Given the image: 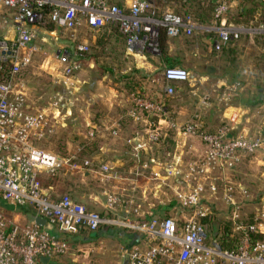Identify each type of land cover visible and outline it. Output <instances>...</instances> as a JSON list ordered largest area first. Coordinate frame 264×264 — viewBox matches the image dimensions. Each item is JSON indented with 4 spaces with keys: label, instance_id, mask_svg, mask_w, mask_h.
I'll list each match as a JSON object with an SVG mask.
<instances>
[{
    "label": "built area",
    "instance_id": "obj_1",
    "mask_svg": "<svg viewBox=\"0 0 264 264\" xmlns=\"http://www.w3.org/2000/svg\"><path fill=\"white\" fill-rule=\"evenodd\" d=\"M243 1L217 0L213 18L203 22L162 10L154 0H131L125 6L114 0H0V61H7L10 67L9 77L0 81V200L15 207L30 205L37 216L46 219L44 226L36 218L28 224L17 223L0 206V264H42L44 257L54 260L70 250L66 233L110 226L140 235L125 251L128 264H264V239L251 240L253 233L264 235V208L256 207L254 220L244 222L243 210L250 193L228 175L243 157L264 151V131L230 136L231 126L223 125L209 132L202 129L195 115L178 127L184 135L198 137L205 150L187 165L175 163L167 168L163 183L173 191V211L155 214L139 209L135 188L114 185L103 192L107 212L102 213L88 209L68 194L53 196L51 189L43 187L42 177L67 168L71 174L75 171L84 176L91 171L101 180H112L120 178L117 169L110 160L79 153L61 156L39 147L36 143L54 134L59 119L68 113V101L61 106L63 97L55 96L49 107L30 111L25 86L17 81L18 75L45 53L51 39L58 44L56 39H62L59 33H63L69 44H58L54 53L55 69L59 70L55 80L65 86L66 96L75 92L77 72L90 49L87 33L98 32L108 24L119 26L126 36L127 54L135 59L161 55L163 33L179 37L203 32L212 36V47L217 51L242 35L264 36V21L258 25L229 22V13ZM46 7L52 8L48 21ZM48 24L56 28L49 29ZM190 78V71L183 67L165 66L160 77L165 99L175 96L174 83ZM240 88L238 84L225 86V103ZM211 95L204 94L203 101H209ZM132 102L134 119L167 113L164 100L133 93ZM111 133L117 135L115 129ZM96 134L95 125L90 126L87 136L93 139ZM161 137L159 128L150 127L144 134L128 138L130 159L148 168L143 153ZM82 149L80 146L78 151ZM220 192L223 202L230 206L235 229L243 233L236 251L223 249L209 237L203 222L214 216L209 200Z\"/></svg>",
    "mask_w": 264,
    "mask_h": 264
},
{
    "label": "crops",
    "instance_id": "obj_2",
    "mask_svg": "<svg viewBox=\"0 0 264 264\" xmlns=\"http://www.w3.org/2000/svg\"><path fill=\"white\" fill-rule=\"evenodd\" d=\"M126 1L128 0H123L122 3ZM235 9H237V6L233 7V10ZM96 38L97 36L91 39V41L93 40L92 43L96 41ZM167 51L169 62L173 61L175 56H178L179 64L191 73L190 81L174 83L176 95L170 99H165L163 83L160 79L162 70L168 64V61L162 55H148L147 59L134 58L135 63L132 64V69L140 70L145 76L142 79L144 95L157 100H164L167 105L166 114H145L140 119H134L131 115L133 93L124 94L123 92L121 96H118V100L111 97L110 100L102 99V102L113 103L117 100L121 104L125 103L127 104L125 113L119 114L114 111L115 113L110 117L109 114L102 112L104 108L96 109L92 114L88 112V109L86 110L85 107H82L81 112L85 116V123L83 128L77 131V135L82 138L78 143L81 140L85 141L81 146L83 149L88 147V145L94 144L96 145L95 148L99 149L97 153H88L89 156L96 160L108 161L109 159L105 157L106 151L113 150L116 153H114L110 161L117 169L118 177L120 178L109 181L115 183L114 185H127L135 188L137 203L140 204L138 205L139 209L151 210L155 214L171 213L174 208L173 191L163 183L167 168L175 163L187 165L191 161L200 158L205 150V145L198 137L184 135L178 125H182L197 115L199 117L196 121L199 122L202 129L207 131H217L223 125L231 126L230 136L239 134L254 135L264 131V98L258 97L259 92H264V78L258 79L259 82L262 81L260 88L254 83V79L247 81L243 84V88L241 87L238 90L237 95L231 98L228 103H225L222 91L225 86L233 85V81L228 76L224 77V75L220 74L219 55L213 54L211 35L203 32H194L192 35L168 37ZM34 64L26 70L44 69L47 71V68H49V74H53L56 68L54 65L47 67L48 63H43L39 66ZM91 66H94V64L92 63ZM52 79L56 83L55 77H52ZM37 84L41 85L38 92L42 94L44 90L42 86H48V84L39 82ZM185 86L188 88L184 90ZM28 89V110L36 111L40 108L31 100L32 88ZM215 89L216 91L214 92ZM207 92H211L212 95L209 101L204 102L202 97ZM84 94L85 91L81 88V93L78 96L79 98L81 96V100L87 101L88 99H86ZM57 96H62V100L68 101L69 105L70 98L68 96L63 94H58ZM72 101L70 100L71 103ZM68 107L70 108L71 106ZM71 110L72 113L76 112L74 108L68 110L66 118L69 119V123L72 121L69 114ZM173 123H176L177 126H174ZM92 125H95L97 133L96 138L93 139L87 136V132ZM150 127L159 128L162 137L160 143L153 144L150 149L143 153L150 165L148 168H142L130 159L129 152H125V146H127L128 138L140 136ZM114 129L117 131V135L111 133ZM105 134L110 137L111 141L109 143L103 141ZM67 140V144H73L72 147H80L77 142L72 141V138ZM119 151H121L120 155L117 153ZM228 175L236 183L245 185L248 188L250 197L246 199L248 203L245 204V208L251 203L249 201L253 197L262 195V198H264V187L262 190L256 191L254 185H251L252 182L257 183L258 180L264 181V151L243 157ZM84 178H97L103 181L96 173L91 171L87 172ZM88 196L89 199L94 200L92 201L94 207L87 205V199L84 195L79 199L76 196L74 198L77 201L80 200L79 202L84 203L90 210L102 213L107 212L104 200L97 193H90ZM82 198L83 200H81ZM239 198L244 199L243 197ZM2 204L7 205L8 208L3 207V210L12 221L17 222V220H20L18 222H21V224H28L37 216L33 207L29 205L15 207L4 201H2ZM10 212L13 213L15 218H11L13 215ZM53 232L58 233L57 230H53ZM128 241H131V239L128 238Z\"/></svg>",
    "mask_w": 264,
    "mask_h": 264
},
{
    "label": "rangeland",
    "instance_id": "obj_3",
    "mask_svg": "<svg viewBox=\"0 0 264 264\" xmlns=\"http://www.w3.org/2000/svg\"><path fill=\"white\" fill-rule=\"evenodd\" d=\"M123 0H116L117 3H122ZM158 6H160L159 0H154ZM131 0L126 1L125 3L130 4ZM172 10H175L174 7H169ZM234 13V14H233ZM235 10L229 14V18L235 17ZM254 22H260L264 21V9L261 6L255 7V13L253 14ZM241 22L242 19H241ZM243 24H247L246 22H243ZM62 34V39H56V42L58 44H69L67 41L66 35L63 33H59V35ZM97 36L96 41L99 37V32H89L87 33V37L90 39L93 38V36ZM161 41V39H160ZM52 44L45 49V53L38 55L34 60V65L39 66L43 63H48L47 67L54 65L56 66V59L54 57V53L56 52L58 48V44L55 43L54 39H51ZM258 42H263L264 39H253L251 37H244L241 38L239 41H233V47L237 48V52L235 54V65L234 68H232L229 72L224 70V66L226 63L224 55H221V52L218 54L219 62L220 64V74L224 76H228L230 80L236 81L238 85H243L247 81H250L251 79H254V83L258 86V84L262 83V81L259 82L258 79L264 78V51L263 47L259 48ZM161 47V42H160ZM262 49V50H261ZM220 51V50H219ZM218 51V52H219ZM161 55H162V48H161ZM126 64L123 69H120L118 71H121L120 75H130V72L132 70V64H134V58L127 54L126 50ZM83 67L80 71L77 72L78 77V90L75 92L69 93L68 97L71 98L73 101L72 103L69 101L70 108H74V111L72 113V110L70 111V118L72 121L69 123V119L66 118V115L62 119H59V123L56 124V132L54 134L48 136L45 139H42L38 141L36 144L46 150L55 152L61 156H66L74 153H79L80 155L87 156L88 153H97L99 152V149L97 148H90L88 150L82 149V151H78V147H72L71 144H67L68 140L72 137L77 135V131L81 130L84 126L85 119L84 115H82V107L88 109V112H91L93 114V111L96 109L104 108L102 111L105 114H109L110 117L113 116V114L119 113L123 114L127 111V104H121V102H118V96H121V93L124 92V94H128V92L125 90V81L118 80V75H108V74H102L101 69L98 68L96 63L88 58L87 53L85 55V59L83 62ZM94 64V66H91V64ZM223 66V67H222ZM59 68V67H58ZM42 69V68H40ZM60 69V68H59ZM58 69H54L53 74H49V68H47V71L44 69L37 70V69H30V70H24L22 71L17 78L18 82H22L25 86V89L28 93L29 89L31 90V100L34 101L36 105L40 109L49 107L51 102L53 101L54 97L58 94L67 95V90L65 86L59 82L54 83V79L52 77H55L57 75ZM108 76V77H106ZM4 75L2 74V70L0 69V81H2L4 78ZM118 80V81H117ZM121 80H126L124 78H121ZM43 83L48 84L45 86H42L44 89L42 91V94H39V86L37 83ZM130 83V82H129ZM243 83V84H242ZM130 85V84H129ZM244 86V85H243ZM81 88L84 89L85 94L84 96L87 101L81 100V96L79 98V94L81 93ZM185 88L188 87H184ZM34 89V90H33ZM254 90V88H253ZM59 92V93H57ZM205 92V91H204ZM57 93V94H56ZM176 95V92H175ZM29 96V94H28ZM117 99L113 103H105L102 102V99L104 100H110V98ZM66 103V101L61 102V106H64L63 104ZM78 109V110H75ZM115 111V112H114ZM84 113V112H83ZM101 113V112H100ZM99 115V114H98ZM128 120V119H126ZM68 121V122H67ZM67 123V124H66ZM130 125V123H128ZM113 131V130H112ZM103 135V134H102ZM103 141L106 143H109L110 137L107 136V134L104 135ZM77 142V141H74ZM80 146L82 144L78 143ZM71 145V146H70ZM125 152H129L130 154V148L125 146ZM127 152V153H128ZM113 150L106 151L105 157L107 159H112L114 156ZM119 155L121 151L117 152ZM116 154V153H115ZM130 169V168H128ZM71 174V170H68L67 168H63L59 170L55 176L46 175L44 174L42 177V184L44 185H51V190L58 195H65L70 194V196H76L78 199L81 198L83 195L86 196L87 199V205L90 207L93 206L94 200L89 199L88 194L90 193H97L99 197L102 200H105L103 192L112 186H114L115 183L109 181V180H103L100 181L97 178L96 179H85L84 176L79 173L75 172ZM251 185H254V189L256 191H260L264 187V181L258 180L256 182H252ZM247 190L248 188L245 185H242ZM249 191V190H248ZM217 196V197H216ZM210 197V196H208ZM254 198V197H253ZM252 200L254 201L255 199ZM249 199V198H248ZM263 200H260V203H253L249 202L250 204L246 206L243 210V220L244 222H250L254 220L255 217V207L264 208V198ZM83 200V198L81 199ZM80 201V200H79ZM138 201V200H137ZM210 204L214 207V219H207L206 222V228L208 231V234L211 236H218V234L221 232V234L225 231L233 232V221L230 219V212L228 207L225 205L221 198V192L219 195H214L209 200ZM84 204V203H83ZM28 206V205H27ZM123 208V207H122ZM11 215H13L12 212H10ZM105 213V212H103ZM10 216V215H9ZM11 217V216H10ZM12 219L15 218L14 215L11 217ZM17 218V217H16ZM20 220H17V223ZM232 228V230H231ZM88 231L84 230L81 233L69 235L68 241L71 245L70 250L54 259L52 262L53 264H128V255L126 254V249L130 248V241H128V237L117 235L113 237H107V236H101L99 238H96L94 240L88 239Z\"/></svg>",
    "mask_w": 264,
    "mask_h": 264
},
{
    "label": "trees",
    "instance_id": "obj_4",
    "mask_svg": "<svg viewBox=\"0 0 264 264\" xmlns=\"http://www.w3.org/2000/svg\"><path fill=\"white\" fill-rule=\"evenodd\" d=\"M159 2H160L159 3L160 8L162 10H169V11H172L176 14L183 15V16L190 15V16H192V17H194L200 21H203V22L211 21V19L213 18L215 8H216V2H214V0H159ZM114 3L119 5V6H125V4H126L125 2L124 3H117L116 0H114ZM170 6L174 7L175 10L170 9L169 8ZM256 6H261L264 9V0H244L240 5L237 6V9H235V13H236L235 17L233 19L232 18L228 19L229 22L235 23V24H243V22H246L247 23L246 25H251V24L252 25H258L262 21L254 22L255 20L253 19L254 18L253 14L255 13V7ZM51 11H52V8H50V7H46L44 9V14L46 15L47 21L49 20V16L51 14ZM233 11L234 10L232 9V11L229 14H231ZM241 19L243 22H241ZM47 27L49 29H52V30L56 28L53 24H48ZM98 32H99V37H98L97 41H94V43H92L93 40L91 41L90 49L87 52L88 58L92 59L96 63L97 66H98V64L100 65V67H98V68L101 69L102 74H108V75L110 74L113 76L118 75L119 76L118 80H120V82L125 81V88H126L125 90L128 93H136V94L144 95L143 87H142V79L145 76L143 75V73L140 70L132 69L130 72V75H128V76H126L124 74L120 75L121 71H118L120 69H123L125 67V64H126V59H125V57H126V36L120 31L119 26L117 24H108L107 26L100 29ZM204 34H206V33H204ZM244 37H251L253 39L254 38L255 39H261V38L264 39V36H259V35H256V36L242 35L238 39H233V40L229 41L228 43L223 44L222 48L220 49L219 52L217 50L213 49L214 55L218 56V54L220 52H221V55H224L225 60H226V63L224 66L225 71L229 72L232 68L235 67V65H232V64H235L233 62L236 61L235 60V58H236L235 54L238 52H237V48L233 47V44H232L233 41H239L241 38H244ZM167 40H168V36L163 33L161 36L162 57H164L168 61L170 59H169V55H168V51H167ZM258 45L260 47L262 46L264 49V43L263 42H258ZM177 57L178 56H175L173 61H170V62L168 61L167 66L168 67H176V66L182 67L181 64H179V60ZM219 58H220V60L222 59V57H219ZM0 69L2 70V74L5 77V78L3 77L4 78L3 80L7 79L9 77V70H10L9 63L7 61H3V62L0 61ZM137 75H139V77H137ZM121 78H124L126 80H121ZM238 82L236 80V81H233L232 84H237ZM240 86L243 88V85L240 84ZM260 86H261V84L260 85L258 84V88H260ZM258 97H261V99L264 98V92L263 91L261 93L259 92ZM209 132H215V131H209ZM80 139H82V138L76 137V136L72 137V141H77V143ZM84 142H85L84 140H81V142H79V143L82 144ZM160 142H161V140H159L157 143H160ZM95 147H96L95 144L94 145H88V147H84V150H88L90 148H95ZM42 185L44 188L51 189V188H49V187H51V185L50 186L44 185V183ZM52 195L58 196V194L55 192H53ZM71 197L74 198L73 196H71ZM253 199H255V200L254 201L250 200L253 203L254 202L260 203L259 199L263 200L262 195L256 196ZM75 200H77V199H75ZM0 202L2 203L1 200H0ZM1 203H0V205H1ZM246 203H248V200L246 201ZM1 206H2V208L3 207L8 208L7 205L2 204ZM226 206L228 207L229 212H230V206H228V205H226ZM214 217L215 216H212L209 218H204L203 222L205 223V226H206L205 220H207V219L211 220V219H214ZM230 219H231V217H230ZM233 228H234L233 232L230 231V229H229L228 231H225L222 234L220 232L218 234V236H211L209 234L208 235H209V237L216 239L221 244L223 249L229 250V251H236L241 246V243L243 240V233H242V231H238L235 229L234 222H233ZM84 230L88 231V233H89L88 239H90V240H94V239L99 238L101 236H107V237H113V236H117V235L126 236V237L131 239V241L129 243L130 246L133 245L140 237V235L137 232H133V231H130V230L125 229V228H118V227L110 226V227H101L97 231H90L88 229H81L77 233H73V234L72 233H68V234L66 233V239L68 238L69 235L78 234ZM231 230H232V228H231ZM207 233H208V231H207ZM57 234H59V232ZM263 239H264L263 234L262 235L256 234V233L251 234V240L254 242L257 240H263ZM52 261L53 260H51L47 263H42V264H53Z\"/></svg>",
    "mask_w": 264,
    "mask_h": 264
},
{
    "label": "water",
    "instance_id": "obj_5",
    "mask_svg": "<svg viewBox=\"0 0 264 264\" xmlns=\"http://www.w3.org/2000/svg\"><path fill=\"white\" fill-rule=\"evenodd\" d=\"M217 0H215V2H216ZM36 221H37V223L38 224H40L41 226H44L45 224H46V219L44 218V217H42V216H36ZM44 263H47L48 261H49V258H46V257H44V258H42L41 259Z\"/></svg>",
    "mask_w": 264,
    "mask_h": 264
}]
</instances>
